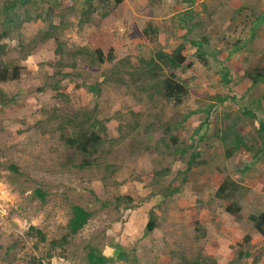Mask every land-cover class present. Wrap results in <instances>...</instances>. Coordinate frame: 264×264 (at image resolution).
<instances>
[{
	"label": "rangeland",
	"instance_id": "rangeland-1",
	"mask_svg": "<svg viewBox=\"0 0 264 264\" xmlns=\"http://www.w3.org/2000/svg\"><path fill=\"white\" fill-rule=\"evenodd\" d=\"M206 1L192 3L198 2L196 9L200 6L202 14L193 11L187 21V14L180 10L166 24L154 16L162 7L159 0H123L106 17L97 12L79 26L77 10L65 8L70 3L78 7L79 0H63L60 14L52 19L54 24L63 23L55 31L61 48L58 53L57 41L42 40L48 22L41 19L23 22L1 40L6 46L0 54V68L16 66L18 78L0 81V264H26L31 257L40 259L37 264H87L88 246L113 256L109 264H227L237 249L248 250L250 255L236 264H264V235L248 220L249 214L264 212V155L240 178L244 159L227 163L223 144L213 138L220 125L241 116L244 107L251 106L264 122V109L257 108L259 103L264 108V83L255 88L257 102L246 92L248 80L242 75L256 62L264 66L263 24L257 22L254 34L259 37L253 36L247 49L234 56L222 53L231 62L226 66L230 73L226 84L220 74L222 63L217 58L213 64L197 62L194 47L186 42L183 52L191 64L176 70L188 82L181 105L165 100L159 94L160 85L143 70V60L154 52V45L172 51L183 42L176 27L181 33L189 26L201 31L200 24L206 26L215 19L216 9L217 26L209 28L210 35L218 33L215 41H234L233 32L224 35L233 23L227 25L228 15H223L225 11L231 14L226 1ZM4 2L0 0V17ZM204 4L215 9L205 11ZM178 5L185 7L187 0L174 3L173 8ZM146 21L158 29L156 43L142 35ZM120 26L125 28L121 34ZM198 34L187 37L197 39ZM212 44L203 49L213 54ZM96 47L104 54L111 49L113 60L96 62L90 55ZM217 95L235 97L218 101ZM206 103H213V109L204 124H200L204 114H188L183 119L188 110ZM53 111L59 115L89 112L99 119L105 127L94 129L101 137L102 162L84 169L68 163L67 158L74 160V156L59 139ZM239 128L255 135V125L246 117ZM170 135L176 136V144ZM189 144L191 148L183 152L173 151ZM194 148L200 150L203 162L186 170ZM107 164L114 166L106 168ZM225 175L239 183L235 196L241 205L238 219L224 210L230 200L214 195ZM168 186L180 190L167 196ZM37 189L44 192L43 199L36 196ZM75 203L90 212L87 223L67 245L46 256L49 241L61 236L69 206ZM150 211L156 227L146 233ZM31 227L40 229L46 240L38 242L30 235ZM245 234L251 240L248 246L243 245ZM115 245L126 258L115 257Z\"/></svg>",
	"mask_w": 264,
	"mask_h": 264
},
{
	"label": "trees",
	"instance_id": "trees-1",
	"mask_svg": "<svg viewBox=\"0 0 264 264\" xmlns=\"http://www.w3.org/2000/svg\"><path fill=\"white\" fill-rule=\"evenodd\" d=\"M63 0H5L2 5V17H0V54L4 52L6 46L5 42H1L2 39L6 38L10 34V30L19 29L23 22L41 19L48 22V28L42 33V40L53 38L57 41V46L55 52L61 50L59 44V37L55 33L62 26L61 20L59 23L54 24L52 19L57 17L61 10V5ZM123 0H79V6L75 7L73 3L65 6L67 11H76L78 13L77 24L79 26L88 22L90 17L94 13H99L102 18L110 14L115 7L120 5ZM160 1V0H159ZM166 9L170 8V4L181 3L186 0H161ZM72 2V0H71ZM187 3L191 1L187 0ZM22 9V13L19 10ZM187 14L186 12H184ZM255 22H259V16H255ZM194 24V23H193ZM184 27V26H183ZM185 29V27L183 28ZM252 28L251 38L256 36ZM142 35L145 37L146 41L149 43H156L158 37V29L155 24L150 21L142 26ZM195 33L193 27L189 26L186 28V32L181 35L183 42L177 44L172 51L167 52L159 47L157 44L154 45V52L143 60L144 62V72L148 74V78L151 81H155L160 85L159 94L167 100L169 103L174 105H181L184 101L185 96L188 93L187 81L182 79V77L176 75V70L179 68L188 67L191 64V59L183 52L185 43L194 47V56L198 59L197 62H202L203 64H213L215 58H217L220 63H222L223 68L220 70L221 79L224 83L230 82V73L226 66H231L229 58L221 57L222 53H226L227 56H234L235 53L240 51L242 43V38L238 35L234 36V41L228 42H218L212 45L213 54L208 53L203 46L205 44L209 45V38L204 34H198L197 39H190L187 35ZM259 37V36H258ZM61 42V41H60ZM90 55L95 58L96 62L103 63L105 61H112L113 55L111 49L104 54V51L96 47L90 52ZM226 56V57H227ZM212 59L211 63L207 59ZM214 59V60H213ZM225 62H224V61ZM163 69H167L168 73L163 74ZM242 75L248 80V85L246 92L249 97L259 102L258 96H253L255 88L260 84L264 83V66L259 62L250 65L244 71ZM18 78V68L14 66L12 70H8L7 67L2 66L0 68V81L14 80ZM54 85L55 88L59 87V81ZM92 87V86H91ZM235 96L228 97L217 95L218 101L226 100L227 98L233 99ZM262 110L264 108L257 107ZM213 109V103H206L203 106L198 107L196 110H188L187 115L199 113L204 114L205 117L200 124H204L207 120V116ZM240 115L228 118L223 122L219 129L213 133V138L223 144V156L227 163H232L237 161L241 163L240 160L244 159V167L239 172L240 178L243 176V171H246L249 166L253 165L264 155V122L257 118L256 111H254L251 106L244 107ZM53 122L55 124V129L59 133V139L62 145L71 152L74 156V160L67 158L68 163L73 167L84 169L91 167L93 164L102 162L103 151L100 148L101 137L99 132L94 128L97 126L104 129V125L101 124L99 119L89 112L83 114L77 113H66L64 115H59L54 111L51 113ZM246 117L249 121H252L255 125V135L249 136L240 130L239 125L242 119ZM198 128L194 132H197ZM173 144H176V136L170 135ZM188 148H191V144L186 145L184 148L175 147L174 152H183ZM108 152V151H107ZM241 152V156L239 155ZM198 157V160L196 159ZM75 158L77 160H75ZM243 158V159H240ZM198 162H197V161ZM200 159V150L193 149L190 153L189 159L186 162V170H189L192 166L202 163ZM112 168V164H107L106 168ZM8 167L16 171L17 168L14 164H9ZM239 183L229 175H225L221 182L217 185L214 195L220 199L230 200L227 205H225L224 210L229 214L233 215L236 219L240 217L241 205L237 200H235L236 193L239 189ZM166 189V188H165ZM180 190L179 186H168L165 195L169 196ZM36 196L43 199L44 192L37 189L35 191ZM90 217V212L83 206L79 204H71L69 206V216L63 227V233L60 237L51 239L49 241V247L46 251V256H51L57 248H62L64 245L69 243L70 238L75 235L88 221ZM248 220L252 223L253 228L261 235H264V212H258L256 214L251 213L248 215ZM156 227V221L153 217L152 211L149 212L148 220L145 224V232H150ZM30 235H34L38 242H44L46 240L45 234L40 229L30 228ZM243 245L248 246L251 240L247 234L243 237ZM118 249L115 250V257L117 259L126 258L125 253L120 249L119 246L115 245ZM7 252V251H6ZM8 253V252H7ZM236 256L231 258L227 264H236L242 257H248L250 255L248 250L237 249ZM7 256V255H6ZM86 262L87 264H109L114 260L113 256H106L98 251L96 247L88 246L86 250ZM40 259L31 257L26 264H37ZM7 262H11L8 260ZM14 264H23L15 261Z\"/></svg>",
	"mask_w": 264,
	"mask_h": 264
},
{
	"label": "crops",
	"instance_id": "crops-1",
	"mask_svg": "<svg viewBox=\"0 0 264 264\" xmlns=\"http://www.w3.org/2000/svg\"><path fill=\"white\" fill-rule=\"evenodd\" d=\"M188 1H191V3H187V5L183 8H179L180 7L179 6L180 4H179L178 6H176V7H178V9L177 8L174 9L173 8L174 4H172L169 9H166L164 3L160 0V2L162 3V7H158L159 10H157L158 8H156L157 13H155L154 16L164 19L166 21V24H167V22L169 20H171V18H173V16H175L177 13L180 12V10H182V11H185L187 13V21H188L189 19L192 18V12L193 11L201 13V11H199V9H201L200 6L198 7L199 9H196L197 3L200 1H204V0H198V2H195L194 4H192L193 0H188ZM225 1L231 9V14H230V12H229V14H226V11H225L223 15L226 17L228 15L227 25L229 23H232V22L233 23L229 25V27H231L230 32H228V33L225 32L224 35H228L232 32L235 35L237 34L238 36H240L242 38V41H241L242 45H240L241 46L240 49H247L248 45H246V44L251 43V41H250L251 33H252L251 30H252V28L254 29L256 24H257V22H255L254 24L252 22V20L255 21L256 15L259 16L260 25L263 24V26H264V0H225ZM205 2H207V1L205 0ZM208 2H209V0H208ZM205 4H204L205 11L209 10L210 12H212L215 9L214 5L213 6L207 5L206 6ZM215 11L218 12L217 9L214 10L213 17L217 20V16H216L217 13L215 14ZM210 12H206V15L210 14ZM219 12H220V9H219ZM215 19L212 20L211 22L208 21L206 23V26L204 24H200V21L196 22L197 25L200 24L199 27H200L201 31L199 29H197V31H195L196 34L193 33L192 35H197V33H201V34L207 33V37L209 38L210 44H212L213 42L218 43L219 40L215 41V36H217L218 33L214 32V33H212V35H210V33H209L210 27H212V26L216 27L217 26L215 24ZM175 30L177 31V34L181 37V35L183 34V32L182 33L180 32L181 29H178L176 27ZM173 34H174V36H172V37H175V33H173ZM168 36L171 37V34H168ZM210 36H213V38H214L213 42L211 41ZM255 37H258V36H255ZM223 42H225V40ZM256 42H258V41L256 40ZM185 47H187V46L185 45Z\"/></svg>",
	"mask_w": 264,
	"mask_h": 264
},
{
	"label": "built area",
	"instance_id": "built-area-1",
	"mask_svg": "<svg viewBox=\"0 0 264 264\" xmlns=\"http://www.w3.org/2000/svg\"><path fill=\"white\" fill-rule=\"evenodd\" d=\"M118 33H123L125 31V28L123 26H120L118 29Z\"/></svg>",
	"mask_w": 264,
	"mask_h": 264
}]
</instances>
